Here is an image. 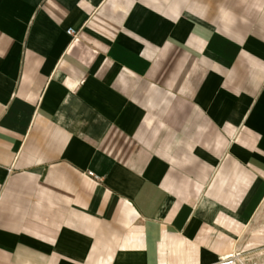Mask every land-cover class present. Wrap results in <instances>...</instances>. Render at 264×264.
Instances as JSON below:
<instances>
[{"label":"crops","instance_id":"0c3cea01","mask_svg":"<svg viewBox=\"0 0 264 264\" xmlns=\"http://www.w3.org/2000/svg\"><path fill=\"white\" fill-rule=\"evenodd\" d=\"M262 249L264 0H0V264Z\"/></svg>","mask_w":264,"mask_h":264},{"label":"rangeland","instance_id":"374dc122","mask_svg":"<svg viewBox=\"0 0 264 264\" xmlns=\"http://www.w3.org/2000/svg\"><path fill=\"white\" fill-rule=\"evenodd\" d=\"M236 261L238 264H264V249L247 255L240 254L236 256Z\"/></svg>","mask_w":264,"mask_h":264},{"label":"built area","instance_id":"2783aa9c","mask_svg":"<svg viewBox=\"0 0 264 264\" xmlns=\"http://www.w3.org/2000/svg\"><path fill=\"white\" fill-rule=\"evenodd\" d=\"M65 32L69 36H74L76 34V30H74L73 28H66ZM238 255H240L238 251L232 252L218 259V261L215 262L214 264H238L236 261V256Z\"/></svg>","mask_w":264,"mask_h":264}]
</instances>
